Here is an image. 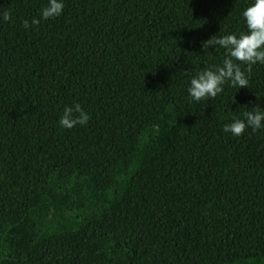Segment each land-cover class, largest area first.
<instances>
[{"label": "trees", "instance_id": "16d2710c", "mask_svg": "<svg viewBox=\"0 0 264 264\" xmlns=\"http://www.w3.org/2000/svg\"><path fill=\"white\" fill-rule=\"evenodd\" d=\"M46 4L0 0V264H264V63L196 101L135 0Z\"/></svg>", "mask_w": 264, "mask_h": 264}, {"label": "clouds", "instance_id": "9594fccd", "mask_svg": "<svg viewBox=\"0 0 264 264\" xmlns=\"http://www.w3.org/2000/svg\"><path fill=\"white\" fill-rule=\"evenodd\" d=\"M64 7V0H47V4L40 10V16L33 18L32 25L38 24L40 20H46L59 16ZM247 32L237 34H227L217 37L216 35L202 43L204 45H219L223 47L227 56L222 61V66L214 69H206L195 74L190 79L187 89L189 96L196 101L206 97H215L222 92V85L225 81H230L233 86L246 87L248 79L239 64L233 62H244L249 66L253 63H264V0H252L242 12ZM10 13L3 12L0 21L10 20ZM24 27L30 26L29 21H23ZM89 114L79 103L65 106L63 114L58 123L61 127L71 129L76 125L86 124ZM264 109L254 108L244 113L243 118H233L230 123L224 125V132L239 136L246 127H251L253 131L264 128Z\"/></svg>", "mask_w": 264, "mask_h": 264}, {"label": "rangeland", "instance_id": "374dc122", "mask_svg": "<svg viewBox=\"0 0 264 264\" xmlns=\"http://www.w3.org/2000/svg\"><path fill=\"white\" fill-rule=\"evenodd\" d=\"M151 18L186 71L194 76L222 66L227 52L202 43L212 36L247 32L242 12L252 0H135ZM233 62L236 60L233 58Z\"/></svg>", "mask_w": 264, "mask_h": 264}]
</instances>
